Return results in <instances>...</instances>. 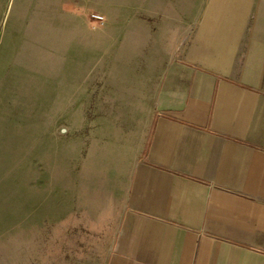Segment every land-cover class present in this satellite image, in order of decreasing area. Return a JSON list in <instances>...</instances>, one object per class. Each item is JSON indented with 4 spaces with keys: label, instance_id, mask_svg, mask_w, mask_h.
<instances>
[{
    "label": "crops",
    "instance_id": "crops-1",
    "mask_svg": "<svg viewBox=\"0 0 264 264\" xmlns=\"http://www.w3.org/2000/svg\"><path fill=\"white\" fill-rule=\"evenodd\" d=\"M159 1L128 95L105 96V81L70 136L79 159L52 181L50 216L81 264H264V0ZM8 6L0 101L13 105L25 36L6 35Z\"/></svg>",
    "mask_w": 264,
    "mask_h": 264
},
{
    "label": "rangeland",
    "instance_id": "rangeland-1",
    "mask_svg": "<svg viewBox=\"0 0 264 264\" xmlns=\"http://www.w3.org/2000/svg\"><path fill=\"white\" fill-rule=\"evenodd\" d=\"M7 3L6 35L21 27L25 42L13 54L23 58L17 74L22 90L13 105L0 101V264H81L79 247L75 256L66 233L50 216L52 181L68 176L67 163L78 161L81 145L70 136L86 129L84 119L95 113L105 81V96L128 95L126 87L133 79L124 70L128 64L142 65L143 56L135 54L144 49L143 22L150 31V16L156 12H150L151 6L161 3Z\"/></svg>",
    "mask_w": 264,
    "mask_h": 264
}]
</instances>
